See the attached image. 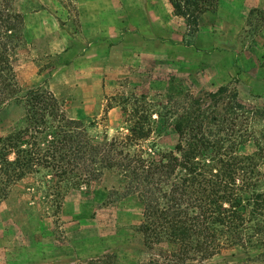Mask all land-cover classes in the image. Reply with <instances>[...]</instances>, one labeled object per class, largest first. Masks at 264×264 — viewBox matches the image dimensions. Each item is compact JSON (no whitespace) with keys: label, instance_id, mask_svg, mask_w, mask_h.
<instances>
[{"label":"trees","instance_id":"obj_1","mask_svg":"<svg viewBox=\"0 0 264 264\" xmlns=\"http://www.w3.org/2000/svg\"><path fill=\"white\" fill-rule=\"evenodd\" d=\"M220 1L169 0L191 36ZM256 11L251 9L248 25ZM22 30L14 0H0V107L15 102L24 108L0 134V200L21 185L19 192L43 203L46 213L58 212L69 193L92 192L114 173L118 184L104 203L135 198L141 209L133 228L148 257L136 264H228L214 261L234 249L259 248L257 257L264 255V133L254 128L261 114L237 88L181 91L167 96L160 109L143 94L134 100L129 133L110 137L72 117L46 86L22 89L11 59ZM152 134L150 145L140 144ZM167 136L175 142L162 149ZM116 257L105 253L75 264H117Z\"/></svg>","mask_w":264,"mask_h":264},{"label":"rangeland","instance_id":"obj_2","mask_svg":"<svg viewBox=\"0 0 264 264\" xmlns=\"http://www.w3.org/2000/svg\"><path fill=\"white\" fill-rule=\"evenodd\" d=\"M14 3L23 15L21 40L11 51L19 85L24 90L46 86L65 102L72 117L94 123L92 132H107L110 137L128 134L134 100L143 94L160 109L170 94L185 90L203 94L232 84L240 99L260 112L254 128L264 133V106L254 104V94L239 82L236 71L230 72L231 60L221 55L226 53H197L180 44L187 27L174 15L169 0ZM252 8L258 11L252 24L245 26ZM218 9L201 23L195 34L198 45L209 48L214 37L239 41L238 52L247 69L264 67V0H221ZM194 39L187 38L188 42ZM229 53L226 57L236 56ZM23 115L21 104L8 102L0 107V117H6L0 134ZM156 136L140 144L148 146ZM174 142L173 136H167L159 146L168 149ZM117 184V176L107 173L97 189L74 190L58 212L48 213L43 203L19 192L21 185L14 187L8 198L0 200V264H75L105 253H116L117 264L146 259L133 228L141 212L137 200L104 203L108 189ZM260 251L227 250L214 262L264 264V255L257 257ZM250 255L255 261L247 259Z\"/></svg>","mask_w":264,"mask_h":264},{"label":"crops","instance_id":"obj_3","mask_svg":"<svg viewBox=\"0 0 264 264\" xmlns=\"http://www.w3.org/2000/svg\"><path fill=\"white\" fill-rule=\"evenodd\" d=\"M218 10L216 12H206L202 15L198 32H200V30L202 29L201 23L203 22L205 16L209 13L215 14L218 12ZM174 15L176 17L182 18L185 21V24L187 27V33L185 34V32H184L180 44H182L186 48L194 50L197 53H203V54L213 55V54H220L221 52H224V53H226V55H228V54H230L229 51L232 52L236 56L226 57V55L221 54L222 59L231 60L229 62L230 66H228L230 72L234 73V71H236V74L238 73L239 82L244 84L245 86H247L248 89L254 94V97H255L254 101H253L254 104H259L260 106H264V67L260 66L253 71H250L249 69H247L245 63L243 62L244 57L242 56V54H239V52H238V46L237 45L238 44L240 45V42L239 41H224L222 39H219V38L216 39L214 37L213 39L210 40L209 48H207L205 46H199L198 45L199 44V39H198L199 36L198 35L192 36L195 38L194 41L188 42L187 38L191 35H188V26H187L186 20L181 16H178L176 14H174ZM246 23H247V20L244 24L245 26H246ZM170 42H173V41H170ZM190 43L193 44V46H189ZM218 52H220V53H218ZM262 58L264 59V56H262ZM232 60H234V61H232ZM224 65H226V63H224Z\"/></svg>","mask_w":264,"mask_h":264}]
</instances>
